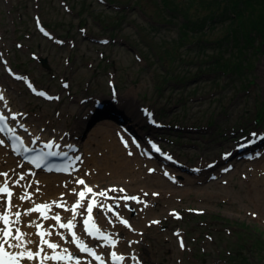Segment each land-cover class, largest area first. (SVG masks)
<instances>
[{"label": "rangeland", "instance_id": "obj_1", "mask_svg": "<svg viewBox=\"0 0 264 264\" xmlns=\"http://www.w3.org/2000/svg\"><path fill=\"white\" fill-rule=\"evenodd\" d=\"M231 7L233 0H0V86L34 131L79 144L84 161L73 177L56 175L54 195L70 192L62 185L78 174L90 175L95 189L105 191L94 211L99 227L119 239L124 264L131 252L136 264H264L257 248L264 246V145L258 158L228 157L238 139L264 132V11L245 7L242 17ZM213 9L218 14L203 31L181 25ZM232 27L237 37L254 27L261 50L235 49L230 63L238 68L223 69L224 57L216 71L217 43ZM26 80L53 99L30 93ZM114 86L119 97L110 103ZM96 98L107 103L98 112ZM142 107L154 111L159 127L148 124ZM132 131L144 147L131 144ZM147 139L157 140L161 152L141 167ZM117 141L128 147L116 150ZM15 160L10 166L20 178ZM9 168L0 166V173ZM38 175L33 197L15 198L20 219L40 200ZM123 217L129 227L118 222Z\"/></svg>", "mask_w": 264, "mask_h": 264}, {"label": "bare ground", "instance_id": "obj_2", "mask_svg": "<svg viewBox=\"0 0 264 264\" xmlns=\"http://www.w3.org/2000/svg\"><path fill=\"white\" fill-rule=\"evenodd\" d=\"M114 89H115V96L116 97H119V94H118V92L116 91V87H114ZM0 93H2L3 94V96H4V100L3 101H0V104L3 106V108L10 114V115H14L15 113H16V109H14V108H12V107H9L8 106V104H6L5 102H6V97H5V90L2 88V86H0ZM110 95H111V99H109V101L110 102H112L111 100H114L115 98H112V95H113V93L110 91ZM117 99V98H116ZM96 100L98 101L99 100V102H100V99L99 98H96ZM112 106V107H111ZM111 106H109L108 107V112L109 111H111V110H109V109H112V111H113V106H114V104H112ZM106 107V105L104 106V107H101V109H104ZM24 112V111H23ZM132 120H133V117H130ZM148 123L150 122V121H147ZM17 124V123H16ZM26 126V125H25ZM27 127V126H26ZM28 128V127H27ZM29 129V128H28ZM33 131H32V130ZM31 132H32V134L29 136V138L31 137V136H38L39 137V139H42V140H44L45 138H49L48 137V135H46L45 134V132H43V133H40V132H37V131H34V128L33 127H31ZM137 136H138V138L137 137H135V138H137V139H140V144L142 143V147H144L145 146V142L143 141V138H141V136L137 133ZM117 140V139H116ZM104 141V140H103ZM240 141V139L238 140V142ZM71 142H73V141H71ZM113 142V141H112ZM74 143V142H73ZM109 143H107L106 142V145H108ZM116 144V143H115ZM111 146H114V144L113 145H110V146H108V147H106V149H108V150H111L110 148H111ZM123 149V146L121 145V143H119L118 141H117V144H116V150H118V151H121ZM113 150H115V148L113 149ZM124 150V149H123ZM5 152V153H4ZM114 152H116V151H114ZM235 152V151H234ZM233 152V153H234ZM9 154V152H8V148L7 147H5L3 144L0 146V166H2V168H5V166H7V168H8V166L10 167L9 169H10V171H9V173H8V175L7 176H4V177H7V179L8 180H6V181H10V183H8L9 184V187H10V190H12V193H13V195H12V199H11V202H14V201H17V199H15L16 198V196H17V198H21L22 196H24L25 195V193H28L29 192V190H30V188H31V185H30V187H27V185H26V183H25V181L26 180H29L30 182L31 181H34L33 180V178H32V176H31V174L30 173H27V172H25L24 171V169L26 168L25 166L23 167V169L20 167V158L19 157H11V156H9L8 155ZM11 154V153H10ZM234 154H236V153H234ZM111 155H113L112 153H111ZM231 156H232V154H231ZM142 158V163H141V167H142V164H144V162L145 161H150L151 159H148L146 156H142L141 157ZM14 159H17V160H15L14 162L15 163H18L19 165H18V171L17 172H19V171H21L22 173H24V179L25 180H23V181H19L18 180V178L16 177V176H14V175H11L12 174V171H14L15 170V167L12 165V166H10V162L11 161H13ZM94 159H96V158H94ZM93 159V160H94ZM4 161V164H2V162ZM24 165V164H23ZM118 168V167H117ZM147 169H148V166H147ZM194 170H195V168H193ZM198 169V168H197ZM114 170V169H113ZM135 171L137 170V169H134ZM193 173H195V171H192ZM131 175H132V173H131ZM39 176V178H40V180H39V187H40V194L39 195H35V198H37V199H40V201H44V202H46L47 201V205H49V208L47 209V210H49L50 212H55L53 215H58L59 217H60V220H61V222L63 223V221H64V219H63V216H66L67 217V215H68V218L70 219V218H72V214L71 213H73V211H72V209L70 208V204H69V208L67 209V210H62V208L63 207H61V206H58L61 202H63V199H60V198H58V197H56L54 194L55 193H58V189L60 190V188L56 185V184H59V181H58V179L56 178V175H53V174H39L38 175ZM89 176V177H88ZM88 176H86V175H79V177H82V179L84 180V186H88L89 188H95L96 187V185L95 184H97V182H92L91 180H92V178H91V176L90 175H88ZM10 179H9V178ZM57 177H59V176H57ZM99 178H100V176H98ZM3 180V179H2ZM130 180V179H129ZM133 180V179H132ZM12 181V182H11ZM71 181V180H70ZM95 181V180H94ZM158 182H156V184H159L160 183V180L158 179L157 180ZM3 182H5V180H3ZM18 182V183H17ZM35 182V181H34ZM146 182H149V183H151L152 181L151 180H148V181H146ZM74 183H75V181H74ZM18 184H22V187H23V190L21 191V192H19V191H17V190H14V188H16V186L18 185ZM66 184V186H68V188H72V187H76L74 184H73V182L71 181V183H65ZM123 184H127L126 183V180H124L123 181V183L121 184V185H123ZM32 185H33V183H32ZM82 185V186H83ZM95 187H94V186ZM81 186V187H82ZM124 186V185H123ZM144 186H147V185H143V186H139L140 188H142V187H144ZM81 187H77V189L78 188H80L81 189ZM76 189V190H77ZM25 190V191H24ZM141 191H147L145 188H143ZM155 196H156V194L157 193H153ZM160 194H163L162 193V191H161V193ZM87 195H89V193L88 192H86L85 191V196H87ZM33 197V195H30V192L28 193V197ZM95 195L93 194V197H94ZM6 197H7V195H6ZM8 198V197H7ZM80 199V198H79ZM23 201H27V198H26V200L24 199ZM71 201V200H70ZM82 201L83 200H80L79 202L80 203H82ZM2 205V204H1ZM3 206V209L2 210H4V211H7V212H9L11 215H12V220H13V214H12V208L9 210V206H6V205H2ZM80 207H77L76 208V210H75V212L77 211V209H79ZM2 210H0V211H2ZM262 214H264V211H260ZM94 212L92 211V213L91 214H93ZM71 214V215H70ZM33 215H35L34 213H33ZM33 215L32 214H29L28 215V217H24L25 219L22 221V219L21 220H19V222L17 223L19 226H21L22 227V229H24V232L23 233H25L26 234V236H25V239L26 240H30V241H32L33 243H31V244H28L27 245V247L29 248V249H31L32 251L34 250V249H37V247H34V244H38V236L37 235H35L33 232H32V228H33V230L34 229H37V225H41L42 227L40 228V230H42V231H44V232H46V233H51L50 235H46L45 236V239H49L50 238V241L51 242H53V243H56V244H58L59 245V247L55 250L57 253H61L62 252V250L64 249V248H62V246L63 245H66V249H67V252L69 251V253H71L72 255H73V259H71V260H68L67 261V263H65V264H76V260H77V258L78 257H80L82 254H78L77 252H76V250L73 248V246L71 245V243H69V236H68V234L66 233V231H65V229L64 228H62V230L60 231L61 232V235H59L58 237L57 236H54L53 235V232H55V230L57 229L56 228V226H57V223H56V225L54 224V227L51 229V230H49L47 227H45L44 226V223H42L41 222V219H39V220H36V219H34L33 218ZM30 216V217H29ZM59 220V221H60ZM45 222V221H44ZM99 220H98V218H97V220L95 221V223L96 224H99ZM15 223L16 222H14L11 226H12V228H13V231H14V228L16 227V225H15ZM50 223H52L51 221H50ZM145 224H146V222H145ZM133 226V225H132ZM134 227V226H133ZM73 230H74V232H75V234H76V236L77 237H79V238H83L82 237V234L80 233V229H79V226H78V222H75V225H74V228H73ZM104 230H108V229H105V227H104ZM103 230V231H104ZM113 239H114V241H115V245L113 246V245H108V244H106L104 241H102L101 243H99L98 244V246H96V248H98L99 249V251H103V250H105V249H108V251L109 250H111V251H113V252H117V253H120V251H121V249L119 248V245H118V243H119V239L116 237V236H113L112 237ZM34 247V248H33ZM9 251H16L15 249H10ZM44 252H46V253H48V252H50V250L49 249H47L46 247L44 248ZM65 255H67V253H65ZM130 255H132V252L130 253ZM129 255V256H130ZM82 257H83V255H82ZM82 257L80 258V264H83L82 263ZM89 261H91V260H89ZM33 263V261H29V260H26L25 259V261L23 260V261H21L20 262V264H32ZM87 263V260H85V262H84V264H86ZM52 264H60L59 262H56V261H54V262H52ZM94 264V263H93ZM121 264H123V262L121 263Z\"/></svg>", "mask_w": 264, "mask_h": 264}, {"label": "snow or ice", "instance_id": "obj_3", "mask_svg": "<svg viewBox=\"0 0 264 264\" xmlns=\"http://www.w3.org/2000/svg\"><path fill=\"white\" fill-rule=\"evenodd\" d=\"M19 78V77H18ZM29 87H31V84H29ZM38 95L40 96H45L46 94L44 92H39ZM49 99H52V97H47ZM4 100V96L2 93H0V101ZM6 103V102H5ZM23 115V114H21ZM12 119L15 120L16 119V115L14 114L12 116ZM0 132L4 131L5 128H8L7 125V117L3 114L0 113ZM26 130V129H25ZM8 131H13L11 128L8 129ZM255 135V134H253ZM16 139H19V137H15ZM4 141L0 140V144H3ZM21 143H23V141H21ZM53 143H48L45 145V147L51 149L53 147ZM58 146V145H57ZM71 147V146H69ZM28 149H25V151H27ZM158 150V149H157ZM54 153H49V155H52ZM66 155V153H65ZM169 159H171V157H169ZM35 162V161H33ZM40 165L37 163V167H39ZM0 175L3 176H7V173H0ZM24 177L21 176L20 179H23ZM18 183V182H17ZM79 184L83 185L85 182L84 180H79L78 181ZM86 191L88 193L92 192L91 188H87L86 187ZM120 191H123V189H121ZM0 193L6 194L8 197V206H9V210L11 209V198H12V191L10 190L7 181H5L3 183V186H0ZM99 195L103 196L105 195L104 192L99 193ZM79 197L80 200H83L85 198V192L81 191L79 193ZM28 198V194L25 193L24 196L21 197V199H26ZM125 199H129V197H125ZM130 199H137V197H130ZM95 204V201H93L92 203H89L88 207H87V212H88V218L84 221V224L86 226V230H87V225L89 224V222L92 220V209L93 206ZM61 206V205H58ZM79 201H77V204L73 206L72 211L73 213H75V210L77 207H79ZM49 205L47 204H41V205H37L35 208L30 209L29 211H39L41 212V215H43L45 218H47L46 216V212L44 210L48 209ZM27 214V213H25ZM175 215V213H173ZM15 216V222L18 223L19 222V218L21 216V213L19 211H16L14 213ZM56 221L60 220V217L57 215L55 217H53ZM75 218V217H73ZM0 220L3 221L4 227L0 228V264H20L21 260H33L36 259L38 257L41 256V254L44 252V248L42 247V245H46L48 249H52L53 250V255L52 256H48V255H43L42 260H41V264H43L44 260H60V259H66V260H71L73 259V255L71 253H67V249H63L61 253H57L55 250L59 247L58 244L56 243H52L50 241H48L47 239H45L46 235H50L51 233H46L44 231H40L39 229L42 227L41 225H37V235L40 237L39 243L37 245L38 250L37 251H32L31 249H29L27 247L28 244L33 243L30 240H26L25 236L26 234L21 232V230L17 227L15 228V230L13 231L12 228V224L14 223L13 220L10 219L9 213L8 212H4L2 215H0ZM122 223H124L125 225L128 224V222L126 220H122ZM153 223H158V221H153ZM61 228H67L69 230L74 228V224L72 222V220H69L66 224L61 223L60 224ZM72 240L73 242L76 244V246L79 248V250L81 252L87 253L89 256H92L95 260L99 261L100 264H104L101 256L97 255L96 252L88 247L83 241H81L75 234V232H72ZM89 235H97V236H103V239L105 241H108L109 243H111L113 246L115 245V241L111 239L110 236L107 235H103L100 230L98 228L95 229V233L93 232H89ZM180 246L183 247V241L180 242ZM10 249H15L16 251H9ZM65 253H67V255H65ZM112 259L113 261H119V260H123L124 258L122 256H117L115 252H113L112 254ZM133 259H135V257H133ZM76 264H80V261L77 259L76 260Z\"/></svg>", "mask_w": 264, "mask_h": 264}, {"label": "trees", "instance_id": "obj_4", "mask_svg": "<svg viewBox=\"0 0 264 264\" xmlns=\"http://www.w3.org/2000/svg\"><path fill=\"white\" fill-rule=\"evenodd\" d=\"M169 4H171V1L169 2ZM245 7L246 8L250 7L251 10H255L257 8H261L262 12H263L264 11V0H233V7H231V8H233V12L231 11V13H233L235 15L239 14V15H242V17H243V9ZM167 14L170 16L169 12ZM217 14H218V12H216L214 14V9H213V10H210L207 13L208 17H206L207 15L203 16V17H199L198 19L194 20L193 23H191V21H189V20L187 22L183 21L181 25L185 29H193L194 31L196 29V31H198V30L199 31H203L206 28V24L208 23L207 22L209 20L208 18L212 19ZM210 15H212V16L209 17ZM219 15H223V14L219 13ZM253 28L254 27L248 29V31L247 30L246 31H242V36L241 37L243 39L241 37H237L236 36V28L233 29V27H232V29L229 30V32H227L221 38L219 43H217L218 48H219L218 52L220 53V55L217 56L218 59H215L213 61L214 66H217V68H215L216 71L219 70L221 68V65H222V64L221 65L219 64V60L223 59L224 57L226 59L228 58V60H227L226 64L224 65L223 69H225L226 71L231 72V71L236 70L238 68V66H236L234 63H230V60L233 61V55L235 54V51H234L235 49H238L237 51H239V49L243 48V54L245 53V49L248 48V47L259 48V50H261L259 46H254L255 37L252 36V34H251V32H254ZM262 37H264V36H262ZM223 41L228 42L229 45H227L225 47H222L223 46V44H222ZM262 41H260V43H263ZM224 51H227L229 57L223 55ZM251 67H253V65H251ZM211 70H213V69H211ZM257 248H258V250H261L264 253V246L263 245L258 244Z\"/></svg>", "mask_w": 264, "mask_h": 264}, {"label": "water", "instance_id": "obj_5", "mask_svg": "<svg viewBox=\"0 0 264 264\" xmlns=\"http://www.w3.org/2000/svg\"><path fill=\"white\" fill-rule=\"evenodd\" d=\"M41 61H42L43 65L47 66L46 59H41ZM47 67H48V66H47ZM106 104H107V103H106L105 100H101L99 106L94 105V107L96 108L95 111L98 112V110H100L101 107H104ZM93 117H94V120H95V119H96L95 116H93Z\"/></svg>", "mask_w": 264, "mask_h": 264}]
</instances>
